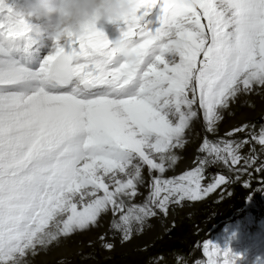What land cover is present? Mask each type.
Returning <instances> with one entry per match:
<instances>
[{
    "label": "snow or ice",
    "instance_id": "snow-or-ice-1",
    "mask_svg": "<svg viewBox=\"0 0 264 264\" xmlns=\"http://www.w3.org/2000/svg\"><path fill=\"white\" fill-rule=\"evenodd\" d=\"M161 4L160 26L141 24ZM0 264H31L40 251L73 234L99 228L131 242L177 208L202 202L222 186L264 189V124L244 123L218 137L224 113L240 97H264V0H139L124 18L122 34L137 46L139 60L119 62L111 41L95 28L89 43L72 32L71 48L55 51L38 68L14 59L32 25L0 0ZM179 45V59L163 49ZM249 107H255L248 102ZM206 133L195 166L165 178L182 157L194 125ZM257 145L259 148H257ZM248 148L247 153L243 149ZM225 169L206 186V172ZM145 170H147L146 180ZM246 177V179H243ZM253 181L259 186L253 187ZM142 188L148 195L142 203ZM233 195L232 192L227 193ZM224 193L221 192V196ZM175 227V221L170 232ZM107 251L114 244L98 237ZM205 260L235 264L230 250L197 242ZM175 264H189L180 252ZM164 257L158 264H163Z\"/></svg>",
    "mask_w": 264,
    "mask_h": 264
},
{
    "label": "rangeland",
    "instance_id": "rangeland-1",
    "mask_svg": "<svg viewBox=\"0 0 264 264\" xmlns=\"http://www.w3.org/2000/svg\"><path fill=\"white\" fill-rule=\"evenodd\" d=\"M41 40L42 37H38L37 42L32 43L36 44L38 52L40 49L44 55L47 48L41 47ZM248 102L255 107H249ZM260 102L264 103V97L256 95L240 97L237 103L231 106L232 114L224 113V120L220 123L217 136L223 137L226 131L244 123L255 124L258 131L259 126L264 124V111L258 115ZM197 126L198 128L191 133L186 148L179 152L182 159L172 169L177 173L167 174L165 178L179 176L195 166L196 157L203 155L198 153L197 149L204 135H208L209 139L217 138L204 131L202 119ZM243 151L247 153L248 148L245 147ZM183 160L191 161L193 165L177 169L183 166L185 162ZM224 173L225 169L222 167L213 166L207 170L206 179L202 183L206 186L214 175ZM146 174L147 172L145 173L147 180L149 178ZM257 179L264 177L257 175ZM257 186H259L257 182L253 181V187ZM141 191L143 196L138 198L137 203H142L148 195L147 188H142ZM221 192L224 193L223 196ZM228 192H232L233 195L228 196ZM173 221L175 227L166 232V229L171 228ZM110 223L109 214L102 221L101 227L92 229L90 234L82 232L73 234L66 243L61 241L65 245L60 243L59 246L50 247L46 252L40 251L31 258V264H158L160 257H164L163 264H175L174 256L177 252L185 254L189 264H194L196 259H206L202 248L194 247L197 242L204 241H210L221 250H230L237 258L235 264H260V261L264 260V189L245 190L241 183L229 185L226 189L222 186L202 202L192 206H188L186 202L185 207L177 208L166 219L153 218L150 221L152 225L150 228H146L142 234L125 244L120 243L118 233L113 234L110 230ZM105 234L106 239L114 244L113 251H107L100 245L98 237ZM63 246L68 252L61 256L58 251L59 249L61 251ZM42 252L47 262H43L40 255Z\"/></svg>",
    "mask_w": 264,
    "mask_h": 264
},
{
    "label": "clouds",
    "instance_id": "clouds-1",
    "mask_svg": "<svg viewBox=\"0 0 264 264\" xmlns=\"http://www.w3.org/2000/svg\"><path fill=\"white\" fill-rule=\"evenodd\" d=\"M172 4L183 9L190 6V0H172ZM138 5L139 0H18L13 11L27 20L40 22L33 26L34 30L46 31L53 41L70 31L83 44H88L99 22L112 23L132 17ZM111 51L125 63L134 64L139 60L136 44L122 33L111 42ZM163 53L176 59L180 55L179 45L166 47Z\"/></svg>",
    "mask_w": 264,
    "mask_h": 264
},
{
    "label": "bare ground",
    "instance_id": "bare-ground-1",
    "mask_svg": "<svg viewBox=\"0 0 264 264\" xmlns=\"http://www.w3.org/2000/svg\"><path fill=\"white\" fill-rule=\"evenodd\" d=\"M17 2H18V0H6V3L12 8L15 7ZM145 11H147V15L144 16V19L141 21V24H147V26H148V28L150 30L155 31V29L160 26L159 17L162 15L161 4L158 2L157 5L154 6L151 10L141 9L138 12V15L143 14ZM0 13H1L0 14V20H3L5 18V16L7 15V11L5 10L4 12H0ZM28 22L30 23V25H32V30L29 33V37L30 38L22 40V41H19L16 44L15 48L19 47V50L22 51V54H17L13 58L18 60L21 63H26L29 67L35 69V68H38L40 66V64L43 62V60L48 55L54 53L56 41H53L52 39H50L49 35H48V33L46 31L37 32V31L34 30L33 26L36 25L37 23H40V22H37L34 19H28ZM97 27H98V29L102 30L105 33V35L107 36V38L111 42L115 41V39H117L121 35V33L123 31H126V28H127V26L124 24L123 21H116V22H112V23H109V22H106V21H101V22L98 23ZM38 37H42L41 47L42 48H47L44 55L41 53L40 49H39V52H40V54H39L37 45L32 43V42H37V38ZM60 44L62 46H64V47H66V46L71 45V41L69 40L68 37L64 36V37L61 38ZM167 58L168 57L166 56V59ZM176 59L178 60L179 57H177ZM118 61L119 62H123V58L119 59ZM258 104H260L259 105V107H260L259 108V113H258V115H259L261 112L264 111V103L260 102ZM197 125H198V122L194 125V130L193 131H195L198 128ZM183 161H185V160H183ZM186 162L187 161H185L182 164L183 165L182 167H178L177 169L181 170L183 168L189 167L190 165H193L191 161H189L187 163ZM146 172L147 171H145V173ZM176 173L177 172H174L172 169H169L167 171V173L165 174V176L167 174L168 175H174ZM91 230H88V231H85V232H82V233L83 234H90ZM68 240H69V238L65 239V240H62V241H63V243H66ZM63 243H61V245H65ZM67 252H68V249L66 247H64V246L62 247L61 251H60V249L58 251V253L61 256L67 254ZM43 254H44L43 252L40 254L42 256V258H43V262H47L48 260H47L46 257H44ZM39 259H41V258H39ZM262 263H264L263 259L260 261V264H262Z\"/></svg>",
    "mask_w": 264,
    "mask_h": 264
},
{
    "label": "water",
    "instance_id": "water-1",
    "mask_svg": "<svg viewBox=\"0 0 264 264\" xmlns=\"http://www.w3.org/2000/svg\"><path fill=\"white\" fill-rule=\"evenodd\" d=\"M227 209H229V207ZM227 209H226V211H227Z\"/></svg>",
    "mask_w": 264,
    "mask_h": 264
}]
</instances>
